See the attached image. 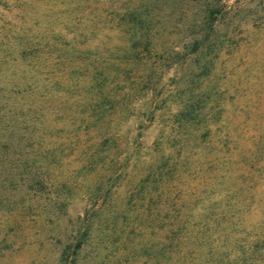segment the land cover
Instances as JSON below:
<instances>
[{"label":"rangeland","instance_id":"374dc122","mask_svg":"<svg viewBox=\"0 0 264 264\" xmlns=\"http://www.w3.org/2000/svg\"><path fill=\"white\" fill-rule=\"evenodd\" d=\"M212 1L0 0V264H58L86 217L79 264H154L152 225L206 180L196 207L235 193L264 233V0L214 1L194 52Z\"/></svg>","mask_w":264,"mask_h":264},{"label":"trees","instance_id":"16d2710c","mask_svg":"<svg viewBox=\"0 0 264 264\" xmlns=\"http://www.w3.org/2000/svg\"><path fill=\"white\" fill-rule=\"evenodd\" d=\"M214 1L217 3L220 0H213L210 3L212 7L208 6L204 16L201 39L193 44L194 52L199 51L203 44L207 42H209L206 45L207 49H213L215 46V42H212L210 39L215 28L214 22L221 11L217 8V4H214ZM132 20L135 22L134 27L136 29L143 30L142 21L136 16ZM208 67L209 65L207 64L203 66L205 69ZM53 83L51 88L55 87L59 82L54 81ZM52 91L50 90V92ZM51 95L53 96L54 93H51ZM22 100L23 96L20 97V112L23 115L20 119V129L33 130L36 127L38 117H40L39 113L42 107L38 111H34L35 102L31 101L34 105L32 112L28 109L24 110L26 101ZM196 105L197 102H191V104L182 107L179 110L178 116L180 115V117L177 121L188 122L189 118H192ZM31 115L37 116L32 118ZM34 118H37V120L34 121ZM187 133L192 132L189 131ZM23 139H30V135H25ZM160 161L155 160L150 165L152 174H156L157 176V181L165 175V173H162L163 164H160ZM149 174L150 172H148ZM39 181L40 179L37 180V184H39ZM146 183L141 182L140 189H145L144 187H147ZM211 183L206 180L205 186H203L199 195L195 196V199L191 195V197L185 199L180 194L176 200L171 199L174 200L172 204L173 208L176 205H178V208H168V217L170 218L168 223L163 226L152 225V233H155L154 230L162 231L161 241L153 242L152 247L149 249L154 264L161 262L163 264H264V233L261 220H255L251 223L245 222L244 215L246 211L241 210V205L237 206L240 199L237 198L235 193L227 192V194L220 195L216 193L212 200L210 195H205V200L199 205V208L196 207L197 201L203 198V190H206ZM154 185H150L151 191L154 192L149 190L152 198H160L161 196L165 198V193L162 195L155 192L156 188ZM167 195L169 194L166 193V199ZM100 209L101 207L95 212L98 213ZM158 213L159 211L154 213L153 220L158 218ZM164 216L162 215V217ZM90 218L86 217L83 220V224L81 225L83 231L82 229L78 230L76 241L74 243H71L72 241L69 242L63 248L58 264L80 263V256L91 242L93 235V223H90ZM86 221L88 223L85 224L84 222ZM100 240L102 245L99 249L96 248L99 245L96 246V250L104 251V249L109 248L106 245L108 240H102V238ZM108 245H110V250H115L112 242Z\"/></svg>","mask_w":264,"mask_h":264}]
</instances>
